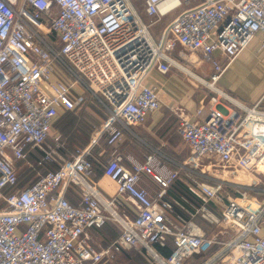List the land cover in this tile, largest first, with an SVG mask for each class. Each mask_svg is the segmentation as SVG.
<instances>
[{
  "label": "built area",
  "instance_id": "built-area-1",
  "mask_svg": "<svg viewBox=\"0 0 264 264\" xmlns=\"http://www.w3.org/2000/svg\"><path fill=\"white\" fill-rule=\"evenodd\" d=\"M141 1L148 16L172 15L158 40L131 0H0V264H111L132 249L149 264H264L261 98L243 105L214 86L256 35L264 47V0ZM183 50L209 61L207 82L179 64ZM171 68L216 92L207 110L172 109L190 156L110 151L102 175L115 193L104 201L91 148L114 146L159 110L161 88L149 76ZM88 93L107 118L96 140L64 156L54 123ZM31 150L41 158L27 160ZM24 161L56 168L5 193ZM71 187L78 205L64 196ZM109 220L119 234L97 249L88 229Z\"/></svg>",
  "mask_w": 264,
  "mask_h": 264
},
{
  "label": "crops",
  "instance_id": "crops-1",
  "mask_svg": "<svg viewBox=\"0 0 264 264\" xmlns=\"http://www.w3.org/2000/svg\"><path fill=\"white\" fill-rule=\"evenodd\" d=\"M154 17L155 21H161L164 18H159L158 16ZM261 40L262 36L260 34L254 37L248 47L245 48L224 70L216 87L232 97V99L247 106L252 105L261 98L259 106L261 109H264V47H260ZM184 52H188L189 56L185 55L186 53ZM178 61L179 63L183 61L186 68L198 78L203 80L209 78L211 66L208 60H203L197 54L188 50H183L180 55H178ZM190 77L186 79L187 82L185 83L174 73L159 74L152 71L149 76V81L161 88L160 109L149 114L142 123L133 125L130 130L124 129L121 140L114 146L107 147L104 140L98 141L91 148L90 155H95L93 150L98 149L96 157L98 161L101 162L102 168L110 151L121 153L124 156L131 155L136 157L138 153L132 151L133 147L136 145H139L143 149V151H139V158L151 152L152 148H157L173 160L183 161L187 159L191 154V150L189 145L181 137L177 127L175 128L177 123H175L173 127V117L175 118V114L172 112L171 106L174 103H181L191 111L199 107L207 110L209 106V97L216 95V92H213L212 95H208L206 98V93L204 94L203 91H201L199 93L200 96H198L197 99L194 98V90L192 89L194 83L191 79L193 77ZM218 101L229 104L231 105L230 107H234L232 103L228 102L222 96H219ZM54 129L56 130L55 126ZM174 135L177 137L176 140L172 137ZM167 144H170L168 149L166 147ZM72 152L73 151L70 153ZM20 171L22 170H20L19 167L18 173H20ZM92 181L99 197L104 201L109 200L114 195L115 183L109 178L93 172ZM150 182L146 181L145 184L152 190L154 184ZM64 196L71 204L78 205L79 196L73 187L67 189ZM119 209L122 210V212L128 211L126 208V211L120 207ZM118 233L119 227L117 223L112 220L107 221L100 228L92 227L88 229L91 242L97 249L105 247L117 237Z\"/></svg>",
  "mask_w": 264,
  "mask_h": 264
},
{
  "label": "rangeland",
  "instance_id": "rangeland-1",
  "mask_svg": "<svg viewBox=\"0 0 264 264\" xmlns=\"http://www.w3.org/2000/svg\"><path fill=\"white\" fill-rule=\"evenodd\" d=\"M133 2V4H136V8L139 11L142 20L149 25V30L151 35L153 36V38L155 40H158L159 35L162 31V29L165 27V24L171 19L172 15H167L165 16L161 21H155V17L153 16H148L145 11H144V4L141 0H131ZM186 53L185 55H188V52H184ZM182 67L186 68L185 63L182 61V63H179ZM169 73H174L176 74L178 77H180L179 79L183 80V82H187V78H189L190 76L187 75L184 70L182 69H171ZM191 78V77H190ZM193 80L194 86H192V89L194 90V98L197 99L198 96H200V92L203 91V93H206V98L209 95H212L213 92H215L214 88H211L210 86H208L206 83H200L197 80L191 78ZM207 82V80H206ZM217 84V83H216ZM216 84L214 86H216ZM87 96V100L86 103L83 104V106L77 110L74 111V115H76L77 117V121H76V127L77 125L81 124L82 122L85 124L94 122L95 119L100 120L101 119V115L100 113H105L108 115V111L107 109L104 108V105L101 104L97 99H95L91 94H86ZM174 108H183V105L181 103H174L171 106V110ZM174 113V112H173ZM82 114L84 115L83 118H81ZM175 114V113H174ZM175 118L174 119V123H173V127L174 124L177 123L178 124V118L177 115H174ZM176 121V122H175ZM175 125V128L178 125ZM98 126V125H97ZM97 126L93 128V130L91 131V133H89L90 135H85L79 128H74L73 132L76 136V138H71L69 136H65L60 130V132L58 130H56L61 136V145L64 146V151L61 152L62 155L66 156L67 154H69L71 151H74L75 149L80 147V143L81 141H85L84 145H87L90 140L92 139V134L94 133V131L97 129ZM175 131V130H174ZM174 140L177 139V137L174 135L172 136ZM52 141V142H51ZM50 145H52L53 147H55V142L53 141L52 137L50 136V142H48ZM171 143V142H170ZM170 144L166 145L167 149L169 148ZM134 152L138 153V155H136L137 159H141L140 157V152L139 151H143V149L138 145H136L135 147H133ZM126 152H131V151H126ZM163 152V151H162ZM164 153V152H163ZM176 162H181V161H177ZM30 162H26L24 161L21 165H20V170H23L25 167L29 166ZM21 172V171H20ZM117 261L111 263V264H149L147 262V259L144 257L143 255V250H137V249H132L129 252H123L121 255L118 256V258L116 259Z\"/></svg>",
  "mask_w": 264,
  "mask_h": 264
},
{
  "label": "trees",
  "instance_id": "trees-1",
  "mask_svg": "<svg viewBox=\"0 0 264 264\" xmlns=\"http://www.w3.org/2000/svg\"><path fill=\"white\" fill-rule=\"evenodd\" d=\"M87 100V98H86ZM86 100L82 102V104L74 109L71 110H67L65 111L55 122L54 126L56 128V130H60L65 136H69L71 138H76L73 130L76 127V121H77V117L76 115H74V111L81 108L83 106L84 103H86ZM101 115V119L97 120L95 119L94 122L85 124V123H81L79 125H77L76 128H79L85 135H90L89 133H91V131L93 130L94 127H96L97 125L99 126L100 124H102V122H104L107 118V114L105 113H100ZM84 115L82 114L81 118H83ZM97 126V127H98ZM59 131V132H60ZM61 134V133H60ZM62 136V135H61ZM81 145L79 148H83L85 145V141H81L79 142ZM65 146V145H64ZM64 146H59L57 147V150L59 153L63 152L64 150ZM61 151V152H60ZM97 150H93L95 155H89V158L92 160L93 163V172L96 174H102L103 173V168H102V164L100 161H98L97 156ZM42 154L39 151L36 150H31L30 153L27 155L26 159L29 161H33L34 157L37 158H41ZM22 164V163H21ZM20 164V165H21ZM19 165V166H20ZM56 168V165L47 161H43V163L41 165H31V166H27L25 167L20 173H18V178L17 181L14 185H8L6 187H4V192L8 193L11 192L15 189H20V188H24L27 187L29 185H31L36 179H37V174L38 173H43L45 170L47 169H54ZM181 186H183L180 182H178ZM119 234V233H118ZM118 236V235H117ZM164 253H169L170 250L169 249H161Z\"/></svg>",
  "mask_w": 264,
  "mask_h": 264
},
{
  "label": "water",
  "instance_id": "water-1",
  "mask_svg": "<svg viewBox=\"0 0 264 264\" xmlns=\"http://www.w3.org/2000/svg\"><path fill=\"white\" fill-rule=\"evenodd\" d=\"M98 135H99V132H98V131L94 132V133L92 134V138H93V140H96L97 137H98Z\"/></svg>",
  "mask_w": 264,
  "mask_h": 264
}]
</instances>
